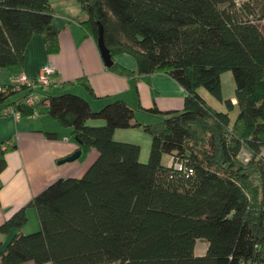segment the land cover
Listing matches in <instances>:
<instances>
[{
    "label": "trees",
    "instance_id": "16d2710c",
    "mask_svg": "<svg viewBox=\"0 0 264 264\" xmlns=\"http://www.w3.org/2000/svg\"><path fill=\"white\" fill-rule=\"evenodd\" d=\"M78 1L86 33L98 42L104 28L111 72H164L187 91L185 104L144 108L156 118L141 122L123 99L95 109L73 91L44 92L53 82L4 84L0 77L1 115L31 116L47 105L71 128L78 150L98 151L82 176L58 178L3 222L0 230L18 231L0 250V264H264V14L254 0ZM54 17L49 0H0V68L21 74L35 33L44 35L48 54L58 53ZM119 53L134 57L136 69L116 61ZM227 71L236 105L223 94ZM77 82L97 98L86 77ZM201 87L227 110L209 104ZM31 95L34 102H26ZM98 119L105 123H89ZM133 127L151 136L146 161L139 143L114 138ZM8 148L0 145V171ZM29 207L39 228L25 232ZM198 240L208 244L204 254L195 252Z\"/></svg>",
    "mask_w": 264,
    "mask_h": 264
},
{
    "label": "crops",
    "instance_id": "0c3cea01",
    "mask_svg": "<svg viewBox=\"0 0 264 264\" xmlns=\"http://www.w3.org/2000/svg\"><path fill=\"white\" fill-rule=\"evenodd\" d=\"M49 1L55 9L54 23L60 30V51L48 54L44 35L35 33L25 51L24 71L12 74L8 69L0 68L4 84L18 83L23 75L32 80L43 72L46 65H51L56 69L55 77L52 78L53 85L51 88H44V92L61 93L70 90L87 97L95 109H100L111 100L123 99L137 109L136 118L139 121L152 122L156 117L147 113L144 108L156 106L168 112L184 107L187 91L164 72L123 76L109 70L97 41L80 24L83 16L78 0ZM115 59L130 69L137 67V62L131 55L119 53L115 55ZM80 77L88 79L97 98L91 97L85 86L77 82ZM67 81L75 83L71 89L64 87L63 83ZM21 95L22 93L17 94L15 98ZM230 98L236 105L235 96ZM46 110L47 105L41 108L39 114L21 118L12 113L0 114V145L2 144L3 149L9 146L5 156L7 165L0 171V227L16 210L26 205L53 181L61 177L82 176L98 155L95 148L82 150L77 161L59 163V160L77 151L80 144L71 135V128L62 127ZM89 123L100 125L105 121L98 119ZM114 138L139 143L141 160L148 159L151 136L142 127L117 129ZM82 156H86L83 161ZM163 162L173 164V156L165 155ZM27 214V224L30 225L28 232L37 230L39 218L36 209L29 207ZM25 228L23 230L27 232ZM17 231L16 228L8 232L0 230V250ZM200 241L202 246H199ZM207 247L206 241L198 240L195 252L204 254Z\"/></svg>",
    "mask_w": 264,
    "mask_h": 264
},
{
    "label": "rangeland",
    "instance_id": "374dc122",
    "mask_svg": "<svg viewBox=\"0 0 264 264\" xmlns=\"http://www.w3.org/2000/svg\"><path fill=\"white\" fill-rule=\"evenodd\" d=\"M252 3H254L256 5L255 6L256 7L255 10H256V12L258 14H261V13L264 14V0H254ZM263 29H264V26H263ZM222 88H223L224 96H226L228 98H230L232 96H235V88H236V86H235V81H234L233 74H232L231 71H227V72H225L222 75ZM200 93L208 101V103L211 104L213 107L215 106V108H217L219 110H227V107H226L225 103L220 102L206 88L201 87L200 88ZM236 112H238V108L236 110L230 112V116L232 118V121H234V117L236 116ZM144 135H146V134L144 133ZM73 140H75V139H73ZM85 157L86 156H82L81 160L83 161L85 159ZM74 161H77V159L73 160V161H67V162L71 163V162H74ZM27 225L28 226H26L25 230L28 232L30 225L29 224H27ZM199 244H200L199 246H202V242L201 241L199 242Z\"/></svg>",
    "mask_w": 264,
    "mask_h": 264
},
{
    "label": "built area",
    "instance_id": "2783aa9c",
    "mask_svg": "<svg viewBox=\"0 0 264 264\" xmlns=\"http://www.w3.org/2000/svg\"><path fill=\"white\" fill-rule=\"evenodd\" d=\"M236 3L238 5H241L244 1H252V0H235ZM56 73V69L51 66V65H46L44 67V70L41 74H39L36 78L32 79V80H29L27 79V77H25L24 75L21 76L20 78V82L18 83H21V84H40V85H44V86H49L52 82V75ZM26 102L28 103H33L34 102V96H29L26 100ZM8 113H12L14 114L17 118L20 117V113L19 112H15L13 111L12 109H7L5 111V114H8ZM176 167L179 169V170H182L183 169V165L181 163H177L176 164Z\"/></svg>",
    "mask_w": 264,
    "mask_h": 264
},
{
    "label": "water",
    "instance_id": "95a60500",
    "mask_svg": "<svg viewBox=\"0 0 264 264\" xmlns=\"http://www.w3.org/2000/svg\"><path fill=\"white\" fill-rule=\"evenodd\" d=\"M98 46L101 52V55L103 57V60L106 64L107 67H110L113 65L114 63V59L111 55V52L109 50V48L106 46L105 44V39H104V28L102 26V24H100L99 26V36H98ZM82 154V150H77L75 151L73 154L59 160V163H65L67 161H73L78 159Z\"/></svg>",
    "mask_w": 264,
    "mask_h": 264
}]
</instances>
